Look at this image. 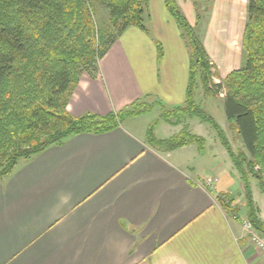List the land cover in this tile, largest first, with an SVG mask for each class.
Returning a JSON list of instances; mask_svg holds the SVG:
<instances>
[{"label": "crops", "instance_id": "obj_1", "mask_svg": "<svg viewBox=\"0 0 264 264\" xmlns=\"http://www.w3.org/2000/svg\"><path fill=\"white\" fill-rule=\"evenodd\" d=\"M174 1L191 26L203 25L200 39L212 52L206 5L200 21L193 0ZM243 1L212 0L208 25L219 26L220 12ZM144 27L126 28L94 77L81 75L67 104L72 115H106L146 98L166 107L184 103L188 44L164 0L148 1ZM146 133L123 121L105 133H81L1 178L0 264H264L242 226L233 164V173L220 166L190 173L189 157L202 156L205 146L159 152ZM169 134L155 135L177 133ZM219 194L232 200L236 214L220 205Z\"/></svg>", "mask_w": 264, "mask_h": 264}, {"label": "trees", "instance_id": "obj_2", "mask_svg": "<svg viewBox=\"0 0 264 264\" xmlns=\"http://www.w3.org/2000/svg\"><path fill=\"white\" fill-rule=\"evenodd\" d=\"M148 1L0 0V179L9 176L20 161L50 146L62 145L81 133L111 131L126 117L159 106L163 121L182 127L175 135L158 138L152 123L146 133L147 145L159 152L192 143L202 148L204 138L191 133L183 121L196 115L208 122L244 180L245 216L256 231L264 234V221L247 182L248 173L264 178V0H247L242 38L244 63L221 84L213 80L216 72L193 26L174 0H164L188 44L189 76L184 103L166 107L159 101L146 103L142 99L106 115L85 112L74 116L67 110L81 75L94 77L98 60L121 33L130 26L145 30ZM101 7L108 15L103 26L97 21ZM197 82L206 96L224 89L226 119L243 145L236 154L216 121L196 105ZM217 200L227 212H238L227 195L219 194Z\"/></svg>", "mask_w": 264, "mask_h": 264}, {"label": "rangeland", "instance_id": "obj_3", "mask_svg": "<svg viewBox=\"0 0 264 264\" xmlns=\"http://www.w3.org/2000/svg\"><path fill=\"white\" fill-rule=\"evenodd\" d=\"M193 3L195 4V10L197 14L200 16V21H203L205 16L203 13V7L206 5V39L208 38L211 40L210 48L212 51L206 52L209 56L210 63L213 66L212 71L216 72V76L213 78V80L215 83L221 84L231 71L240 69L244 63L245 53L242 48V38L246 23L247 0H244L243 3L240 4L238 10L231 11L229 13L226 11H221L219 15L221 22L219 26L217 25L214 27L208 25L213 15L212 0H193ZM225 7L227 6L225 5ZM107 16L106 10L102 7L99 8L97 21L101 26H103L104 23H107ZM217 22L218 21H216V23ZM203 29L204 27L200 23L196 26H193L195 34L200 38H202ZM224 95V89L222 88L219 89L216 94L212 96H206L203 94L200 84L198 82L196 84L194 93L196 105L216 121L218 126L223 130L232 151L234 154H236L239 149H243V145L237 131L230 127L231 125H229L226 119L224 112ZM143 102L151 103L153 102V99L146 98L143 100ZM152 123H154V133L159 137H164L165 134L167 135L169 133H178L182 127V125L172 127L163 121L161 118V108L159 106H154L147 113L126 117L123 120V124L137 134L144 133ZM183 123L186 124L187 129L191 133H199L200 136H202V138L205 140V147H202V156L200 153H198V155L195 157H189L192 162L188 163V171L190 173H194V171L198 169V166H201V171L203 173L205 172L207 175L213 167L220 166L222 171L224 170L226 172L233 173L229 165L232 164L229 153L224 145L220 142L215 129L208 122L201 120L196 115H192L184 119ZM165 127H168V131L162 130L165 129ZM193 146L196 149L198 147V145L195 143ZM195 148L194 152L196 153ZM204 160L206 161V165L203 164ZM255 170H257V167ZM235 171L238 175L236 179L239 181V183L235 185L236 189L234 188V193L237 191V194H234V197L238 200L239 206H241L240 208L244 210L243 217L245 220H247L245 216L247 199L243 190L244 180L241 178V175L236 169ZM247 182L249 185L251 198L262 214V217H264V178L261 180L248 173ZM240 187H242V192Z\"/></svg>", "mask_w": 264, "mask_h": 264}, {"label": "built area", "instance_id": "obj_4", "mask_svg": "<svg viewBox=\"0 0 264 264\" xmlns=\"http://www.w3.org/2000/svg\"><path fill=\"white\" fill-rule=\"evenodd\" d=\"M242 226L251 244H253L260 253L264 254V234L256 231L248 220L243 219Z\"/></svg>", "mask_w": 264, "mask_h": 264}]
</instances>
